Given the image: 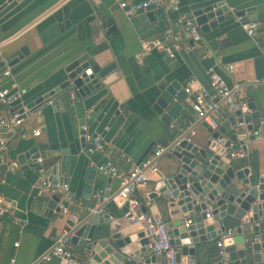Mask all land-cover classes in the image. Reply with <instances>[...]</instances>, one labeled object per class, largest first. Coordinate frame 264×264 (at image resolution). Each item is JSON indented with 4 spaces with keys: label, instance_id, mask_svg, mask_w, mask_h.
<instances>
[{
    "label": "crops",
    "instance_id": "obj_1",
    "mask_svg": "<svg viewBox=\"0 0 264 264\" xmlns=\"http://www.w3.org/2000/svg\"><path fill=\"white\" fill-rule=\"evenodd\" d=\"M4 1L0 0V4ZM198 1L179 0L177 10L169 2L162 3L158 8L167 13L168 18L163 16L153 28L141 31L131 22L132 16H127L118 7V0H18L0 16V62L12 60L22 48L26 51L23 58L6 66L4 71L10 73L3 76L0 83L11 92L19 93L11 109H27L29 102L67 80L65 67L83 54L101 71L106 97L113 100L95 129L102 150L88 151L81 144L82 127L77 121L85 112L81 105H74L75 114L72 113L69 89L54 93L38 107L28 110L29 114L19 128L0 130V141L3 142L0 144V196L7 207L6 214L0 219V264H33L52 246L57 235L67 231L79 215L92 208L96 190L109 186L113 192L118 188V180L103 175L97 169L99 164L110 160L121 171L127 172L145 150L150 148L148 157L157 146L168 144V126L153 109L158 84L165 77H177L184 88L188 83L193 89L208 88V83L202 84L191 73L180 49L194 51L207 73L218 72L227 85L246 84L242 98L252 99L264 115V80L255 79L252 64V58L264 52V0H223L230 8V17L205 34L198 27L201 38L194 40L191 47L183 36L179 20ZM246 9L249 16H257L255 22L258 25L252 35L245 32L243 23L232 13ZM169 29L175 31L172 40ZM164 37L168 38L165 41H170L168 45L175 52L174 57L165 50H146L141 45L142 38ZM227 64L233 65L232 72H227ZM192 99V93H187L184 101L192 107ZM5 109L0 104V113ZM224 112L227 116L232 114L229 109ZM181 114L186 115V111ZM187 116L183 127V130H190L187 137L196 141L207 137V129L195 113ZM171 125L177 128L175 120ZM245 125L241 129L245 130ZM35 127L41 129L39 136L32 135ZM85 140V144L89 143V138ZM245 142L247 153L256 151L258 156L257 171L247 165L244 166L247 174H264V135ZM232 152L242 151L227 150L229 156ZM35 156L42 157V167L49 179H62L68 183L70 199L66 202L62 193L64 204L61 200L57 204L61 207L59 212L47 207L54 192L39 185ZM243 157L230 156L235 169L244 168L239 167ZM169 158L170 154L166 152L154 159L156 169L148 172L147 185L138 188L135 196L141 200L140 213L159 215L171 223L185 216L179 206H170V198L159 193L157 198H149L158 173L166 172ZM108 205L110 211L122 216L123 202L114 200ZM175 210L179 211L174 214ZM197 217L200 220L199 215ZM223 221L226 229H235L242 222L230 215ZM133 228L143 229L139 223L133 224ZM216 243L217 240L200 243L199 252H217ZM71 247L74 255H81L80 245ZM147 253L155 254L158 262L165 263L161 255L149 249V244ZM68 261L53 257L47 264H67ZM116 264L134 263L129 255Z\"/></svg>",
    "mask_w": 264,
    "mask_h": 264
},
{
    "label": "water",
    "instance_id": "obj_2",
    "mask_svg": "<svg viewBox=\"0 0 264 264\" xmlns=\"http://www.w3.org/2000/svg\"><path fill=\"white\" fill-rule=\"evenodd\" d=\"M17 1L2 2L0 16L14 7ZM193 6L179 20L183 36L191 47L194 46V39L188 37L185 30L188 21L205 34L230 17V8L223 0H199ZM251 9L254 11V8ZM248 12L246 9L232 13L241 23L255 22L257 16H249ZM163 16L168 18L161 8L152 5L137 11L131 22L141 31L153 28ZM174 32L170 29L171 40ZM162 39L165 40V37ZM179 53L191 73L206 85L210 80L209 73L199 63V56L185 48L180 49ZM25 55L26 51L22 48L12 60L7 63L1 61L0 73ZM252 64L255 79L264 80V52L254 56ZM65 72L67 80L29 102L26 108L32 110L54 93L69 89L72 113L75 114L74 105H81L85 112L77 121L80 127L88 126L86 131L80 130V142L84 146V134L90 136L89 143L94 141L97 136L95 129L113 100L106 97L107 89L103 86L101 71L86 54L70 62ZM186 96L184 85L177 77H165L157 86L153 104L155 112L161 115V121L168 126L166 152L170 158L166 172L158 173L149 198H157L158 193L170 198V206L178 205L185 215L182 219L166 222L171 243L176 247L174 264H264V174L248 175L247 167L235 169L227 154L228 149H241L244 154L247 153L245 141H255L257 131L264 135V115L252 99H245V106L235 103L230 107L231 115L227 116L224 111L221 113L222 119L217 128L201 121L208 136L196 141L187 137L190 130H183L184 119L188 114H194L191 105L184 101ZM183 110L186 111L184 116L181 114ZM112 120L113 117L108 125ZM174 120L177 128L171 125ZM239 123H246L245 130L238 126ZM149 149L145 150L138 162L145 159ZM61 198V192L50 195L47 204L50 211H60L61 207L57 204L60 200L64 204ZM179 210H175L174 214ZM121 212L122 216H118L110 211L106 203L79 215L68 229V235L70 244L80 245L82 253L80 256L72 254L67 264H116L129 255L134 264H165L158 262L155 254L147 253L149 238L143 229L134 230L133 224L139 223L142 228L143 225L131 222L127 204H124ZM226 215L242 222L236 225L232 236L223 240V254L215 251L200 253V243L218 240L220 234L225 232L223 218ZM187 220L190 223L185 226Z\"/></svg>",
    "mask_w": 264,
    "mask_h": 264
},
{
    "label": "built area",
    "instance_id": "obj_3",
    "mask_svg": "<svg viewBox=\"0 0 264 264\" xmlns=\"http://www.w3.org/2000/svg\"><path fill=\"white\" fill-rule=\"evenodd\" d=\"M164 2H169L171 7L175 10L178 9L179 0H118V7L127 15L133 16L137 11L146 9L149 6H160ZM234 10V9H233ZM257 22L243 23L242 27L248 35H252L257 28ZM186 35L192 37L194 40H199L201 34L198 28L190 23L186 24ZM170 37V29L168 30ZM168 39L165 37V40ZM159 38L149 39L142 38L141 45L146 50L162 49L168 53L170 57L175 56V52L171 51L168 43ZM233 65L227 64V72H232ZM9 71H4L0 74V83L3 76L9 75ZM208 88L205 86H199L197 89L191 87V83H188V87H185V92L192 93V108L200 121L207 122L212 128H217L219 123V116L225 109L238 103L242 107L245 106V98H242V92L246 84L234 83L227 85L224 77L215 71L209 72ZM19 97V93H13L8 88L0 85V104L5 106V112L0 113V130H14L19 128L24 119L28 116V109L15 110L11 109L14 100ZM52 103L51 100L48 101ZM239 127H243L244 123H239ZM87 127H82V130L86 131ZM41 129L35 127L32 129L33 136H39ZM257 139L262 138L260 131L256 132ZM85 138H90L89 135L84 134ZM0 144H3L0 141ZM93 149L102 150V144L100 137L97 135L94 138L91 147H88V151ZM167 147L165 145H159L153 151L151 155L146 157L141 162L134 163L130 170L127 172L121 171L113 162L107 160L106 162L99 164L97 169L106 176L115 178L118 180V188L115 191H111L109 186L104 189L96 190L93 194L94 204L91 209H95L102 204L109 203L110 201L120 200L124 204L128 205V212L131 213V222H140L143 225L145 235L149 238V249L156 254L161 255L164 258L165 264H174L176 247L171 243V236L166 228V222L162 218L154 217L150 214L140 213L138 209L141 206V200L135 196V192L138 188L146 186L149 178L148 172L155 170L154 159L158 158L162 154L166 153ZM230 156L243 157V152L230 153ZM42 157L35 156L34 163L37 168L39 176V185L50 192H61L65 197V201H69L68 196V183L62 179H49L46 175V170L42 167ZM1 180V178H0ZM7 212V207L4 199L0 196V219ZM209 213H207V217ZM190 223V220L185 222V226ZM234 234V228H228L225 232L221 233L217 240V253L223 254V240ZM17 245V243H15ZM69 241L68 230L61 232L54 238L52 246L40 254L33 264H47L53 257L60 258L62 260H69L72 256V249Z\"/></svg>",
    "mask_w": 264,
    "mask_h": 264
},
{
    "label": "trees",
    "instance_id": "obj_4",
    "mask_svg": "<svg viewBox=\"0 0 264 264\" xmlns=\"http://www.w3.org/2000/svg\"><path fill=\"white\" fill-rule=\"evenodd\" d=\"M92 144L87 143L84 147H91ZM246 164V165H245ZM243 165V166H241ZM250 165L255 171L258 169V156L256 151H251L250 153H245V156L241 159L239 167H244Z\"/></svg>",
    "mask_w": 264,
    "mask_h": 264
}]
</instances>
